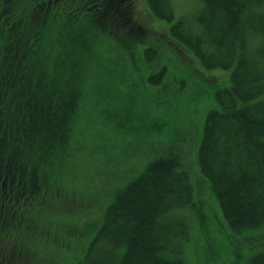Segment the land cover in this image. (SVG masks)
Segmentation results:
<instances>
[{
  "label": "trees",
  "instance_id": "1",
  "mask_svg": "<svg viewBox=\"0 0 264 264\" xmlns=\"http://www.w3.org/2000/svg\"><path fill=\"white\" fill-rule=\"evenodd\" d=\"M134 1L32 0L26 9L15 0H0V174L6 182L4 191L9 196L12 190L13 197L26 192L34 201L40 191L53 192L48 203L39 201V208L29 215L36 235L20 231L22 235H7L17 247L35 252L29 264H46L60 242L83 249L78 264H191L183 256L184 245L193 258L196 248L207 243L220 244L232 257L229 238L264 223V0H201L200 6L179 18H175L172 0H145L150 17L165 22L162 32L134 17ZM56 3H60L57 9ZM148 42L135 59L137 47ZM165 45L176 54L168 58L172 65L178 59L194 66L190 59H183L192 57L203 69L229 70L230 74L202 76L197 82V98L222 87L210 93L216 105L200 129L189 125L174 131L168 122L155 123L162 138H157L153 152L142 153L143 146L125 131L130 128L129 117L110 108L106 95L93 91L90 81L96 68L103 66L106 49L112 48L110 53L119 60L126 58L133 79L142 84L140 68L146 61L164 64L158 46ZM160 69L146 80L161 81L167 69ZM161 88L164 96L172 97L183 89L175 88L172 81ZM134 92L138 97L133 101L158 105L160 95H155L160 91H149L153 98ZM93 94L95 100H90ZM174 104L187 107L185 100L176 99ZM167 111L170 117L174 115L175 110ZM108 115L113 120L118 117L115 128L107 125ZM92 124L97 133L89 144L86 126L92 128ZM117 124L122 132L117 131ZM187 139L192 141L189 146ZM105 140L116 144L108 145ZM100 152L115 159L107 163V181L99 190L94 174L98 170L89 154L93 158ZM126 177L129 181L122 186ZM193 177L209 183L218 203L224 223L214 228L217 239L209 238L211 234L202 240L193 235L200 220L210 224L215 220L204 212L205 217L193 216L191 209L202 207L194 200L197 185ZM14 180L19 185L17 193ZM104 189L107 196L96 205L99 211L91 210V221L81 213L83 208L69 211L66 203L72 202L54 193L85 196L95 192L97 197ZM53 198H61L62 203ZM51 201L55 204L50 205ZM10 204L3 223L16 217L17 209L18 215L27 209L19 208V201ZM188 212L193 231L184 226ZM0 219L5 218L0 214ZM6 230L0 227L1 236ZM177 231L185 237L176 241ZM6 247L11 256V246L7 243ZM70 251L61 246L58 253ZM11 257L27 264L23 251ZM245 264H264V250L246 258Z\"/></svg>",
  "mask_w": 264,
  "mask_h": 264
},
{
  "label": "rangeland",
  "instance_id": "2",
  "mask_svg": "<svg viewBox=\"0 0 264 264\" xmlns=\"http://www.w3.org/2000/svg\"><path fill=\"white\" fill-rule=\"evenodd\" d=\"M201 0H172L171 6L175 13V18H179L180 16L186 14V12L192 11L194 8L200 6ZM60 3L55 4V9L58 8ZM133 15L134 17H137L142 25L149 26L150 29L155 31L162 32L161 27L165 25V22L159 21V20H153L148 12L147 4L145 0H135L133 4ZM188 12V13H189ZM187 13V14H188ZM169 24V23H168ZM111 43V42H110ZM112 46L115 48L113 43H111ZM145 46H149V42L145 43L144 45H139L135 51V59H137L138 52H140ZM158 49L160 51V57L162 58V61L164 64H161L160 62H153V61H146L144 66L140 68V76H141V83L138 81H135L134 76L131 74V66H128L126 64V58H122V60H119L116 56V54L110 53V51L113 52L112 48H107L105 52L106 59L103 61L102 67H97L94 76L91 79L90 83L94 86L92 88L93 91L96 93H102L106 95V102L110 108L117 109L118 115H123L125 117H129L130 121L128 122L130 128L126 129V132L130 133L129 138L132 141L140 143L143 148H141L142 153L146 152L149 153L154 147L157 146V138H162V135L156 133V128L153 124L159 123L164 121L166 124L168 122L169 128L174 131H179L180 127L182 129H187L189 125H195L197 129H200L204 118L209 110L215 107L216 103L213 100V97L211 94L214 91L221 90L222 87L218 86L212 90L207 92H203L201 95V98H197L200 94L198 91V88L196 87L197 82L201 81V77L206 76H218L220 73L224 74L226 76H229L230 71H218V72H211L212 70H206L203 69L201 65H199L192 57H183L184 60L190 59V61L193 63L194 66H189L185 62L175 59L174 64L168 63V58L171 56L176 55L174 53L173 47L169 45H165L164 47H159ZM129 58V57H128ZM130 64H134L132 59L129 58ZM160 66L166 67V73L164 77L159 82H149L146 80V77L152 74H155L159 71H161ZM121 73V74H120ZM172 81V84L175 88H183L180 92H177V94H174L175 97H172L171 95L164 96L162 90V86L165 83L168 85V82ZM136 87V88H135ZM119 89V90H118ZM134 89L138 90L139 92L146 94V96L153 98L152 95H150L151 90L160 91L155 95V98L160 95L158 105H149L147 102L142 101L141 99H138L137 101H133L135 97H138L137 94H135ZM169 89H172L169 86ZM211 93V94H210ZM177 99L180 101H187V107L180 108L179 106L176 107L174 104V101ZM90 100H95V95L93 94ZM89 100V102H90ZM147 100V99H146ZM132 101V102H131ZM148 101V100H147ZM174 104V105H173ZM127 110L124 112V109ZM172 112L175 110L174 115L170 113L171 117L167 115L166 113ZM178 118L176 119V117ZM117 117V116H116ZM117 118L112 119L111 115H108L107 118V125L109 127L115 128L114 121H117ZM114 125V126H113ZM120 125V123H119ZM153 125V126H152ZM92 124V128L87 127V142L89 144L92 143L96 132V127ZM118 126V124H117ZM132 126V127H131ZM117 131L122 132V127L118 126ZM119 134V133H118ZM106 144L110 145L116 144V142H109L106 141ZM192 141L187 139V143L185 145L189 146L191 145ZM120 145V144H119ZM199 145V142H196V149ZM121 150V149H119ZM128 151L137 152L138 149L136 148H129L126 149ZM140 150V151H141ZM102 151V150H100ZM117 151V150H114ZM153 152V151H151ZM90 159L95 167V169L98 170L95 174L96 182H99V186L101 184H105L106 179V166L107 163L114 160L115 156L104 152V153H98L91 157ZM146 159H144L145 161ZM98 162V164H97ZM133 163V162H132ZM139 167V165L137 166ZM193 180L196 182V187L194 189V200L197 201L202 207H200L199 211L191 209V212L194 215L201 214L202 216L204 212L207 215H210L211 218L215 219L213 223L204 222L203 220H200L198 223V226L196 227L195 231H193V226H190V223L187 222V220L191 217V212H188V214L185 215L186 222L184 223V226L187 227V229L193 231V235H195L196 239L202 240L207 234H211L209 238H216V233L214 228H217V223L220 224L224 223V219L222 217V214L220 212L219 206L217 201L215 200L213 193L211 190L208 189L207 185L209 183L207 181L202 180L201 178L197 179L193 177ZM129 181V179L126 177L122 179V186ZM17 181H13V191L14 193L18 192L19 185L16 184ZM115 184H119L118 182H115ZM113 184L112 186H116ZM200 184V187L198 185ZM102 185L99 187V190L101 189ZM41 194L38 196V200L34 201L32 200L33 195L27 194L26 192L23 194L22 201H19V208L24 207L27 208L24 212L20 215H18V210L16 211L17 216H13V218L10 221H7L6 223H3L6 219H0V227L7 228L6 233L1 236L0 234V264H23L19 258L14 257V260L11 256H14L16 254H19L20 252H24L27 254V264L28 260L31 259V256L35 254V252H30L31 250H26L25 248L17 247L14 242L7 238V235L13 234L17 232L19 235H22L21 233H26L30 235H36L34 231L37 230V228L30 223L28 220L32 218L31 214H34L36 210L39 208L40 204L39 201L43 202L44 204L48 203L53 196V192L49 191H40ZM56 195L63 196L67 200L71 201L72 203L67 202L66 208L69 211L75 212V210L79 211L82 209V212L86 216L90 218L91 210L95 207V210L99 211V208L96 206L97 204H101L103 200L106 198V192L105 189L102 194H98L96 197L95 192L90 193L89 195H79V194H69V195H62L54 192ZM13 194V193H12ZM9 195V194H8ZM259 196L253 197L254 201L259 202L260 200L257 198ZM17 199V197H16ZM15 197L12 196V201L16 203ZM53 201L56 203H62L61 198L56 199L53 198ZM53 201L50 202V205L55 204ZM30 204V205H29ZM13 205V203H12ZM11 204L9 206H12ZM58 205V204H56ZM18 206V203H17ZM77 207L79 209H77ZM65 208V209H66ZM262 208L260 209V213L262 211ZM5 212L7 211V205H5ZM205 217V216H204ZM91 221V218H90ZM203 221V223H202ZM176 228V226H175ZM20 231L21 233H19ZM1 232V231H0ZM225 232L228 234L227 229L225 228ZM40 236V235H39ZM180 233L177 231V233L174 236V239L177 241L179 238ZM76 236L74 235L70 240L74 239ZM181 239L185 237V235L182 234L180 236ZM229 242L232 244V247L234 248V251H229V254L232 255V257H228V254L224 251V248L218 244L215 243L213 245L202 244L200 247L196 248L193 258L189 256L188 252V246H185L182 248L186 253H184V258H188L191 264H245L246 258L260 252L261 250H264V223L254 227L253 229H248L246 231H243L242 233L235 234V237H230ZM9 244L11 246V256L7 252L6 244ZM61 246L68 247L69 250H71L68 253H58ZM173 246V245H171ZM83 255V249L81 247L74 248V246L71 245L70 242L67 244H64V242H60L58 246L55 247V249L52 251L51 255L47 259L46 264H78L79 260L81 259Z\"/></svg>",
  "mask_w": 264,
  "mask_h": 264
},
{
  "label": "flooded vegetation",
  "instance_id": "3",
  "mask_svg": "<svg viewBox=\"0 0 264 264\" xmlns=\"http://www.w3.org/2000/svg\"><path fill=\"white\" fill-rule=\"evenodd\" d=\"M0 181H3V175L0 174ZM5 187H6V182L3 181L2 184H1V188H0V192H1V195H0V214L6 219L7 217V211L5 212V205L4 203L6 202V205H7V208L10 207L9 206V203L12 201V190H9V196H7V193H5ZM16 199V197H15ZM23 199V196L21 197H17L16 201H22ZM3 200L4 203H1V201Z\"/></svg>",
  "mask_w": 264,
  "mask_h": 264
}]
</instances>
